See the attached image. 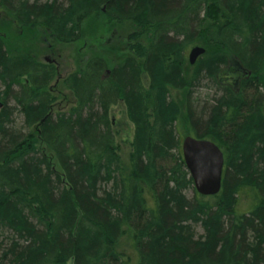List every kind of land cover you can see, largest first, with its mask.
<instances>
[{"label": "trees", "instance_id": "obj_1", "mask_svg": "<svg viewBox=\"0 0 264 264\" xmlns=\"http://www.w3.org/2000/svg\"><path fill=\"white\" fill-rule=\"evenodd\" d=\"M0 13L59 43L99 13L133 25L128 53L61 79L63 109L56 65L10 52L0 33V264H264V0H0ZM197 87L213 90L203 116ZM171 90H185L183 107ZM182 117L223 152L215 195L194 189Z\"/></svg>", "mask_w": 264, "mask_h": 264}, {"label": "rangeland", "instance_id": "obj_2", "mask_svg": "<svg viewBox=\"0 0 264 264\" xmlns=\"http://www.w3.org/2000/svg\"><path fill=\"white\" fill-rule=\"evenodd\" d=\"M132 29L133 25L131 23L121 26L113 25L103 14L99 13L85 21L83 35L78 41L59 43L39 27H21L7 15L0 13V33L10 52H29L38 60L52 62L56 65L58 74L52 85L59 96L56 106L59 109L66 108L73 101L71 93L61 84V79L67 73L83 65L84 61L94 54L107 57L111 63L121 55L128 53L126 40ZM143 81L147 84L145 76H143ZM171 93L183 107L186 96L185 90H171ZM212 94L213 90L204 87H197L194 90L191 98L193 109L197 114L203 116V113L213 102L210 98ZM10 103L13 104L12 101ZM110 116L118 132L116 140L120 145L121 154L125 158L132 136V124L127 119L124 106L120 101L111 108ZM16 124L18 127L21 125L20 116H17ZM178 128L183 136L188 134L183 117L180 118ZM182 135L181 137H183ZM193 194L192 190L187 191L188 197H192ZM68 264H71V262Z\"/></svg>", "mask_w": 264, "mask_h": 264}, {"label": "water", "instance_id": "obj_3", "mask_svg": "<svg viewBox=\"0 0 264 264\" xmlns=\"http://www.w3.org/2000/svg\"><path fill=\"white\" fill-rule=\"evenodd\" d=\"M205 52L195 45L188 52V62L194 64ZM182 158L195 191L203 196L215 195L220 191L224 166L223 152L217 144L206 138L186 135L180 143Z\"/></svg>", "mask_w": 264, "mask_h": 264}, {"label": "bare ground", "instance_id": "obj_4", "mask_svg": "<svg viewBox=\"0 0 264 264\" xmlns=\"http://www.w3.org/2000/svg\"><path fill=\"white\" fill-rule=\"evenodd\" d=\"M193 47V46H192ZM190 50V49H189ZM189 52V51H188ZM187 56H188V53H187ZM185 137V136H184ZM182 140V139H181ZM181 143V142H180Z\"/></svg>", "mask_w": 264, "mask_h": 264}]
</instances>
